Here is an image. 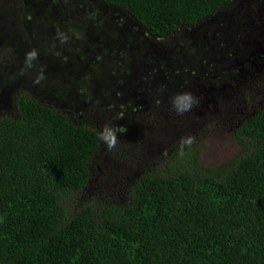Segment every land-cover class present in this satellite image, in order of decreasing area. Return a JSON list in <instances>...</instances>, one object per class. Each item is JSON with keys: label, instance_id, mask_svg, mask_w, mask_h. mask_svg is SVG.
Returning a JSON list of instances; mask_svg holds the SVG:
<instances>
[{"label": "rangeland", "instance_id": "374dc122", "mask_svg": "<svg viewBox=\"0 0 264 264\" xmlns=\"http://www.w3.org/2000/svg\"><path fill=\"white\" fill-rule=\"evenodd\" d=\"M222 84L214 99L211 87ZM22 91L100 136L72 212L122 202L142 173L178 152L224 164L241 150L235 129L264 105V0H231L167 37L99 0H0V118L17 114ZM183 93L193 102L179 113L173 100Z\"/></svg>", "mask_w": 264, "mask_h": 264}, {"label": "trees", "instance_id": "16d2710c", "mask_svg": "<svg viewBox=\"0 0 264 264\" xmlns=\"http://www.w3.org/2000/svg\"><path fill=\"white\" fill-rule=\"evenodd\" d=\"M99 1L166 37L231 0ZM16 105L0 118V264H264V105L235 129L234 159L211 167L178 152L122 202L74 212L98 132L24 91Z\"/></svg>", "mask_w": 264, "mask_h": 264}, {"label": "clouds", "instance_id": "9594fccd", "mask_svg": "<svg viewBox=\"0 0 264 264\" xmlns=\"http://www.w3.org/2000/svg\"><path fill=\"white\" fill-rule=\"evenodd\" d=\"M35 58H36L35 50H32L26 54V63L28 67L32 66L31 61ZM41 79H42V75L38 76L37 79L35 80V83H39ZM192 102H193V97L191 96V94L183 93V94H178L174 98L173 105L179 113H183L184 111H187L191 108ZM120 131L126 132L127 129L124 127H121ZM101 139H105V137H103L102 134H101ZM107 143H108V149L111 150L115 146V137H113V139L108 141Z\"/></svg>", "mask_w": 264, "mask_h": 264}, {"label": "flooded vegetation", "instance_id": "af4514ba", "mask_svg": "<svg viewBox=\"0 0 264 264\" xmlns=\"http://www.w3.org/2000/svg\"><path fill=\"white\" fill-rule=\"evenodd\" d=\"M145 28V27H144ZM146 29V28H145ZM147 30V29H146ZM148 31V30H147ZM149 32V31H148ZM150 33V32H149ZM170 36V35H169ZM167 37V36H166Z\"/></svg>", "mask_w": 264, "mask_h": 264}]
</instances>
